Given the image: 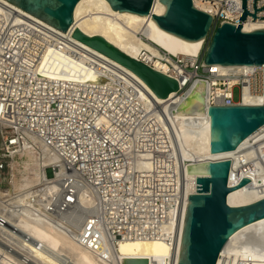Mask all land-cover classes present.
<instances>
[{"label": "built area", "instance_id": "built-area-1", "mask_svg": "<svg viewBox=\"0 0 264 264\" xmlns=\"http://www.w3.org/2000/svg\"><path fill=\"white\" fill-rule=\"evenodd\" d=\"M192 1L212 16L213 26L224 22L240 25L244 31L248 21L264 23V0H246L248 15L244 20L242 0ZM0 10V180L24 143L35 140L57 157L58 165L51 166L49 173L61 167L63 196L74 198L76 192L70 188L74 185L95 198L92 207L77 209L71 215L77 213L81 218V230L76 232L88 250L110 256L118 242L126 239H160L173 245L172 233H163L162 226L170 224L172 209L181 214L185 196L174 188L178 174L173 170L171 143L141 144L137 139H126L132 131L124 128L121 86L103 85L94 92L91 86H77L37 72L46 50L62 51L64 43L72 44L71 35H60L48 24L2 3ZM202 46L193 62L157 47L159 55L142 49L136 59L159 72L155 67L158 63L166 66L168 73H162L177 82V98L194 80L207 82L210 105H237L245 95H263L262 67L234 66L223 71L218 65L201 66L205 40ZM235 89L239 91L237 100ZM216 91L223 94L216 96ZM98 116L111 119L122 131L117 142L107 138L110 129L95 125ZM149 121L156 126L152 118ZM146 132L156 136L158 130ZM168 162L169 167L164 165ZM4 180L10 184V178ZM3 184L0 181V188ZM0 224H4L1 219Z\"/></svg>", "mask_w": 264, "mask_h": 264}, {"label": "bare ground", "instance_id": "bare-ground-1", "mask_svg": "<svg viewBox=\"0 0 264 264\" xmlns=\"http://www.w3.org/2000/svg\"><path fill=\"white\" fill-rule=\"evenodd\" d=\"M0 3L42 22L5 0H0ZM164 10L165 6L154 0L152 13L161 15ZM72 28H78L89 36L99 35L135 59L142 49L159 55L157 48H160L168 54L180 56L182 60L193 62L203 47L202 40L188 41L159 28L150 15L113 11L106 0H79L74 7ZM243 29H264V23L248 21ZM58 33L68 37L71 30ZM70 41L71 45L63 42L62 51L48 48L39 61L37 72L50 79L91 86L94 92L103 85L121 86L124 92L121 102L125 110L122 117L124 128L132 131L126 139L129 142L137 139L141 144L164 142L169 146L171 143L173 170L178 174L174 178V188L181 190L185 198L181 214L178 211L177 217L176 209H172L170 224H163L162 232H171L175 243L170 245L160 239H126L118 242L110 256L88 250L80 243L76 232L81 230V218L77 213L72 218L71 215L77 209L92 207L94 196L82 189H74V185L70 188L76 192L75 197L69 199L63 196L65 183L61 178V167L55 168L53 174L49 173L51 166L58 165L57 157L50 149L32 140L33 144L24 143V146L37 150L34 155L26 153L33 172L25 180V186L17 193L0 192V219L4 221L0 224V264H122L127 257L145 258L149 264H177L187 195L195 193V177L203 175L187 174L186 166L230 159L229 186L234 187L243 177L251 181L228 193V205H246L264 197V126L246 138L235 151L185 158L178 132L168 114L169 105L176 104L181 96L177 98L171 92L167 98H159L130 70L71 36ZM155 67L168 73L163 64L158 63ZM219 68L223 71L228 69ZM214 93L216 96L223 94L220 91ZM262 101V94L257 98L245 95L241 103L257 105ZM205 104L210 105L209 93H206ZM151 118L155 127L149 121ZM95 123L101 130H111L107 137L111 142H117L123 135L105 116H98ZM150 128L158 130L156 136L148 135L146 131ZM164 165L169 167V162ZM145 166L149 167L148 164ZM10 178L12 183L16 181L14 175ZM54 206H57L56 211ZM216 264H264V219L237 231L221 251Z\"/></svg>", "mask_w": 264, "mask_h": 264}, {"label": "water", "instance_id": "water-1", "mask_svg": "<svg viewBox=\"0 0 264 264\" xmlns=\"http://www.w3.org/2000/svg\"><path fill=\"white\" fill-rule=\"evenodd\" d=\"M62 33L130 70L159 98L178 90L177 82L132 58L99 35L89 36L73 26L79 0H5ZM113 11L150 15L159 28L188 41L206 40L201 66H259L263 68V101L257 105H208L207 82L194 80L168 114L178 132L184 156L235 151L264 126V29L242 31L229 23L213 26V18L192 0H159L161 15L152 13L154 0H106ZM244 20L248 12L242 0ZM253 18L255 15H252ZM231 160L222 159L186 166L195 177V193L187 195L177 264H216L221 251L239 230L264 219V197L231 206L229 192L247 185L248 177L229 186ZM122 264H149L145 258L127 257Z\"/></svg>", "mask_w": 264, "mask_h": 264}, {"label": "rangeland", "instance_id": "rangeland-1", "mask_svg": "<svg viewBox=\"0 0 264 264\" xmlns=\"http://www.w3.org/2000/svg\"><path fill=\"white\" fill-rule=\"evenodd\" d=\"M205 44H206V40H205ZM238 97H239V91L238 89H235L234 98L237 100ZM27 152H30L32 153V155H34L37 152V150L35 149V147H27L26 145L25 146L23 145L14 163H11V165L9 163L10 169L7 170L3 176L4 179L5 178L7 179L10 178L11 175H14L16 181L12 183L10 178V184L8 185L5 184L4 179L3 180L1 179L0 181L4 183L3 187L0 188V192L2 194L17 193L25 186L26 183L25 180L33 172L31 168V162L29 160L30 158L27 157L26 155Z\"/></svg>", "mask_w": 264, "mask_h": 264}, {"label": "snow or ice", "instance_id": "snow-or-ice-1", "mask_svg": "<svg viewBox=\"0 0 264 264\" xmlns=\"http://www.w3.org/2000/svg\"><path fill=\"white\" fill-rule=\"evenodd\" d=\"M69 199H71V198H69Z\"/></svg>", "mask_w": 264, "mask_h": 264}]
</instances>
